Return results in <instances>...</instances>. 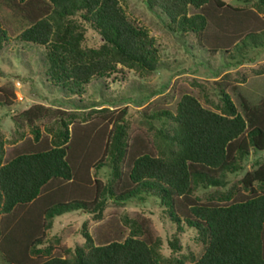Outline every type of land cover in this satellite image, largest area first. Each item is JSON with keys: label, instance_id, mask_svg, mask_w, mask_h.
Masks as SVG:
<instances>
[{"label": "rangeland", "instance_id": "rangeland-1", "mask_svg": "<svg viewBox=\"0 0 264 264\" xmlns=\"http://www.w3.org/2000/svg\"><path fill=\"white\" fill-rule=\"evenodd\" d=\"M156 1L149 7L146 0H116L120 12L139 32L150 66L116 63L103 73L77 82L58 80L51 74L48 52L52 43L42 44L23 36L34 17L50 8V1L0 0V98L9 100L8 105L0 104V164L29 141H37L36 132L50 146L65 127L69 133L74 129L83 133V128L98 133L99 155L103 158L99 164L94 161L98 165L88 174L87 185L91 190L81 185L92 193L97 192V184L99 208L93 213L77 209L52 217L42 212L43 224L38 232L41 240L36 245L40 254L30 253L32 259L68 257L76 246L85 244V233L94 244L113 239L123 241L131 232L133 220L149 227L151 238L159 240V255L171 264H189L204 252L205 244L196 229L183 221L182 215L179 221L173 220L169 207L156 195L139 191L122 201L110 197V188L114 191L123 183L115 186L114 168L119 169L122 178L129 172L128 156L119 160L112 147L114 122L119 117L124 119L123 141L130 142L138 135L149 145L152 142L162 145L156 146L158 151L164 146L161 133L175 125L177 106L184 94L194 97L203 108L220 114H225V96L241 115H244L242 99L250 105L260 104L264 100V35L229 48L224 37L227 31L223 32L225 25H221L223 21L219 18L229 16L235 24L234 9L244 8L237 22L244 33L246 29L264 26V7L258 0H221L224 2L221 6L213 0L199 5L180 2L171 7L177 12L185 10L187 16L206 14L209 25L202 32L209 37L208 47L201 44L199 27L183 25L180 15L173 20L162 7L164 2ZM171 1L166 4L172 5ZM226 3L233 10L226 8ZM83 13L84 10H75L68 18L81 32V46L98 48L103 43L102 36ZM33 105L43 106V114L29 122L22 111ZM104 143L108 149L103 152ZM263 161L264 149L250 148L238 158L239 169L226 173L221 185H198L192 196L204 201L220 196V191L234 185L241 188L240 178ZM45 194L40 196L41 200ZM28 204L15 207L9 215L0 213V264H10L5 238H15L17 229L26 225L23 220L30 211Z\"/></svg>", "mask_w": 264, "mask_h": 264}, {"label": "trees", "instance_id": "trees-1", "mask_svg": "<svg viewBox=\"0 0 264 264\" xmlns=\"http://www.w3.org/2000/svg\"><path fill=\"white\" fill-rule=\"evenodd\" d=\"M49 1L50 8L34 17L23 36L42 44L52 43L48 58L51 74L56 79L86 81L116 63L150 66L139 32L120 12L116 0ZM153 1L157 2L146 0L149 7ZM169 1L160 2H164L162 7L169 16L174 20L180 15L183 25L199 27L201 44L208 46L209 37L202 32L209 25L206 14L198 12L187 16L185 10L172 9L180 2L199 5L208 0H172V5L166 4ZM213 1L220 6L224 4L221 0ZM258 1L264 7V0ZM75 10H84L82 16L99 31L103 39L100 47L81 46V32L68 18ZM234 11L235 24L229 16L219 18L223 21L221 25H225L223 32L227 31L225 45L230 44V48L264 35V26H255L254 30L249 28L243 33L237 22L244 8ZM211 16L215 15L211 13ZM225 97V114H220L203 108L194 97L184 94L177 106L175 125L161 133L164 146L158 151L156 146L162 145L153 142L149 145L138 135L130 142L123 141L124 119H116L112 147L119 160L128 156L129 172L122 178L119 169L114 168L115 186L123 183L114 191L110 188L109 195L122 201L136 192L149 191L169 207L173 220L179 221L182 215L183 221L196 229L205 244L202 255L189 264H264V161L245 172L239 180L241 188L234 185L220 191V196L204 201L192 196L198 185H221L226 173L239 169L238 158L250 148L264 149V100L256 106L242 99L244 115H241ZM0 104L8 105L9 100L0 98ZM42 109L41 105H33L22 114L32 122L43 114ZM83 130V133L77 129L69 133L65 127L50 146L40 140L36 132L37 141H29L28 146L16 150L0 164V213L9 215L15 207L30 203L27 219H21L26 225L17 229L15 238L4 236L10 264H171L159 255V240L151 238L149 227L134 220L130 234L123 241L113 239L94 244L85 233V244L76 246L68 257L48 256L42 260L30 257V253L40 254L36 245L41 240L38 232L43 224L42 212L52 217L77 209L93 213L99 208L97 184V192L92 193L81 186L84 184L91 190L88 186L90 169L103 161L99 155V134L87 128ZM103 147L104 152L108 144L104 143ZM85 150L88 153L85 154ZM96 160L98 164H94ZM43 193H46L45 199L41 200ZM41 208L43 211L39 212Z\"/></svg>", "mask_w": 264, "mask_h": 264}]
</instances>
